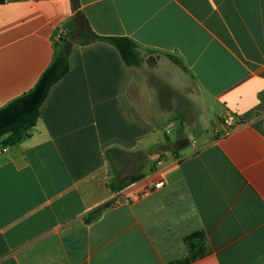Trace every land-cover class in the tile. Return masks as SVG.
Wrapping results in <instances>:
<instances>
[{"label":"crops","instance_id":"crops-1","mask_svg":"<svg viewBox=\"0 0 264 264\" xmlns=\"http://www.w3.org/2000/svg\"><path fill=\"white\" fill-rule=\"evenodd\" d=\"M79 3L142 62L75 46L36 126L0 141V264H264V0ZM74 15L72 0L0 1V109L34 88ZM111 148L143 166L119 194Z\"/></svg>","mask_w":264,"mask_h":264},{"label":"trees","instance_id":"trees-1","mask_svg":"<svg viewBox=\"0 0 264 264\" xmlns=\"http://www.w3.org/2000/svg\"><path fill=\"white\" fill-rule=\"evenodd\" d=\"M2 1V0H0ZM75 15L69 28L61 34L57 44L55 58L49 68L43 73L32 90L21 97L13 100L7 106L0 109V141L3 145L14 146L18 144L29 130L33 129L40 118V108L48 97L51 88L64 78L70 70L69 57L75 46H86L95 42H106L114 46L121 54L127 66H137L142 60L140 58L137 45L125 37H104L97 35L91 28L87 18L80 10L79 0H72ZM124 155V158H120ZM105 157L109 162L113 177L109 182V188L114 194H119L131 185L142 180L143 166L130 170L127 153L117 148L108 149ZM141 159V155H140ZM110 206V203L103 205L94 213L93 219L98 217L103 209ZM203 237L204 233H197L188 237L187 241ZM199 243L201 241H198ZM194 248V244L192 245ZM198 249L204 254V245H199ZM195 256L183 260L179 264H188Z\"/></svg>","mask_w":264,"mask_h":264},{"label":"built area","instance_id":"built-area-1","mask_svg":"<svg viewBox=\"0 0 264 264\" xmlns=\"http://www.w3.org/2000/svg\"><path fill=\"white\" fill-rule=\"evenodd\" d=\"M226 121H227V124H229L231 126H236V125L240 124V121L237 118H235L234 116H232V115H229L227 117ZM7 151H8V147H4L3 149H1L2 153H5ZM163 185H164V183H162V182L158 183V184H155L154 186L145 189L143 195L144 196H149V195H151L154 192V190L162 188Z\"/></svg>","mask_w":264,"mask_h":264},{"label":"rangeland","instance_id":"rangeland-1","mask_svg":"<svg viewBox=\"0 0 264 264\" xmlns=\"http://www.w3.org/2000/svg\"><path fill=\"white\" fill-rule=\"evenodd\" d=\"M171 136H172V134H171ZM181 145H178L176 148H179Z\"/></svg>","mask_w":264,"mask_h":264}]
</instances>
